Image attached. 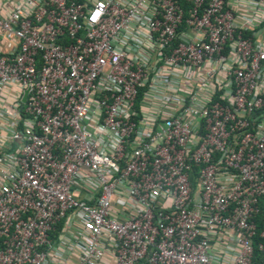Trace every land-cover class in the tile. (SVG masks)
Listing matches in <instances>:
<instances>
[{"label": "built area", "instance_id": "obj_1", "mask_svg": "<svg viewBox=\"0 0 264 264\" xmlns=\"http://www.w3.org/2000/svg\"><path fill=\"white\" fill-rule=\"evenodd\" d=\"M255 251L264 0H0V264Z\"/></svg>", "mask_w": 264, "mask_h": 264}, {"label": "trees", "instance_id": "obj_2", "mask_svg": "<svg viewBox=\"0 0 264 264\" xmlns=\"http://www.w3.org/2000/svg\"><path fill=\"white\" fill-rule=\"evenodd\" d=\"M262 259H264V251L263 252H254L252 264H258Z\"/></svg>", "mask_w": 264, "mask_h": 264}, {"label": "water", "instance_id": "obj_3", "mask_svg": "<svg viewBox=\"0 0 264 264\" xmlns=\"http://www.w3.org/2000/svg\"><path fill=\"white\" fill-rule=\"evenodd\" d=\"M24 97H25V95H23V97H22V99H21L22 102L24 101Z\"/></svg>", "mask_w": 264, "mask_h": 264}]
</instances>
